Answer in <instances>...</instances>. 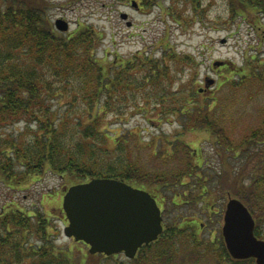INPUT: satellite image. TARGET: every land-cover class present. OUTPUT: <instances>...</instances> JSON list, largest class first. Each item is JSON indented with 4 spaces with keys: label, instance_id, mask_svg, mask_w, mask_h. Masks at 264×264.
I'll use <instances>...</instances> for the list:
<instances>
[{
    "label": "trees",
    "instance_id": "1",
    "mask_svg": "<svg viewBox=\"0 0 264 264\" xmlns=\"http://www.w3.org/2000/svg\"><path fill=\"white\" fill-rule=\"evenodd\" d=\"M136 1L151 7L157 0ZM228 1L231 18L252 21L260 34L256 46L263 50L256 49L250 55L246 52L242 64L218 66L227 75L219 82L216 96L191 88L180 98L181 91L173 87L177 72L174 81L169 79L167 66L153 55L139 51L129 57H100L96 48L105 34L93 24H79L65 32L51 21L49 0H0V130L24 123L23 130L0 132V182L19 186L46 171L67 176L71 184L111 177L145 185L165 204L171 198L162 195L166 186L181 184L184 190L173 194V203L205 202L210 216L212 204L203 199L213 195L208 179L218 176L228 181L232 174L234 184L228 192L248 206L256 218L255 233L264 238V102L257 99L258 103H253L256 96L264 94V0ZM174 52L170 56L177 67L190 62L196 65L192 55ZM195 83L191 87H196ZM238 102L246 112L239 113L241 126L231 120L237 114L231 108ZM252 103L255 110L248 121L245 116ZM130 111L153 112L157 121L171 117L178 122L175 137L165 134L148 143L153 157L166 168L146 167L135 153L142 139L134 131L115 136L114 146H109L114 134L106 127L109 113L118 118L121 115L124 121ZM193 130L209 132L211 153L222 160V167H214L207 153L183 139L182 134ZM240 158L245 162L236 167L234 162ZM228 160L233 161L230 174L222 170ZM248 165L250 171H246ZM213 167L215 173L211 172ZM189 179L192 183L184 184ZM195 187H200L197 194ZM50 217L41 210L29 213L14 202L3 206L0 264H74L68 249L55 244ZM186 219L165 222L158 239L143 245L133 258L96 255L107 260L102 264L199 263L204 259L184 254L181 237L187 231L197 238L200 229L213 220L198 223L194 218ZM217 230L209 246L214 264H257L255 258H233L222 228ZM115 258V263L109 261Z\"/></svg>",
    "mask_w": 264,
    "mask_h": 264
},
{
    "label": "rangeland",
    "instance_id": "2",
    "mask_svg": "<svg viewBox=\"0 0 264 264\" xmlns=\"http://www.w3.org/2000/svg\"><path fill=\"white\" fill-rule=\"evenodd\" d=\"M49 1L52 3L48 11L51 21L55 24L58 18H63L69 24L65 32L75 30L79 24H93L100 31H103L105 35L97 46L98 48H96L98 56L108 55L110 58H114L117 54L118 56L129 57L136 52L144 51L153 55L154 58L159 59L167 66L165 70L169 74V79L173 78L174 81V76L177 72L178 78H175L176 83L173 87L175 90L179 88L181 91L180 98H183L185 93H189L191 88L196 90L201 88L200 92L204 91L205 94L216 96L219 92V82L227 75L224 68L214 67L213 64L216 61L233 62L239 65L245 60L246 52L250 55L257 51L256 49L263 50L256 46L260 34L251 25L252 21L248 19L244 21H241V19L235 20L230 17L231 10L228 0H157L153 6H147L143 9L132 6L131 0ZM123 12L129 14V19L121 17ZM130 20L132 25L128 26L127 21ZM171 51H175L174 53L179 56L192 55L196 59V65L194 66L190 62V64L184 63L177 67L170 56L172 54L170 53ZM163 58H165L166 62L162 60ZM192 71H195V73L193 72L194 78H192ZM137 72L139 71L137 70ZM211 79L214 80V83L207 87L206 80ZM194 81L196 82V87H191L190 84H193ZM257 99L264 102V94L261 93L256 96L253 101L254 104L255 102L258 103ZM253 103L252 105L249 104V111L245 116L248 121L253 119L250 113L255 110V107H252ZM239 106L240 102H238L237 106L231 108L237 113L231 117L234 123L238 121L237 126L242 125L239 113H246ZM130 112L124 117V121L120 119L123 118L120 117L121 115L118 118L114 112L109 113L106 127L114 131V134L109 138V146H114L115 136H128L129 132L134 131L133 133H138L139 138L142 139L138 141L140 145L135 146V153L140 155V159L146 164V167L155 168L158 166L157 169L166 168L163 167L162 162L153 157L148 143L153 138L162 137L165 134L175 137L178 122L171 117H165L157 121L153 112ZM23 126L24 123H18L14 126H7L1 129L0 132L14 133L18 129L23 130ZM182 137L191 147L202 149V152L207 153L210 156L207 159L214 167L215 165L222 167L219 164L222 160L220 161L215 153H211L212 145L209 141L211 138L209 132L193 130L185 132ZM129 138L131 139V137ZM159 146L161 149L170 148L168 145L166 147ZM244 158L237 159L234 165L236 167L242 166L245 162ZM225 164L222 170L224 169L230 174L233 161H225ZM214 167L212 168L214 171H211L213 173L216 171ZM218 170L221 169L219 168ZM246 171H250V167ZM216 177L211 181L210 179L207 181L208 188L213 193L212 198L209 195L208 198H203L204 200L208 199L212 204L211 209L213 212L210 216L206 214L205 202L193 200L192 203H185L182 200H176L178 204L173 203V194L182 193L184 185L166 186V189L163 190L165 193L161 191L163 196L168 195V197H171L168 198L166 204L163 203L165 222L175 221L184 217L194 218L198 223L206 222L209 218L213 220L207 227L200 229L197 238L192 237L191 232L187 231L181 237L184 254L199 256L201 257L200 259H204L199 263L191 262V264H214V253H212L209 246L218 233L216 232L218 231L217 229L219 227L222 228L224 223V212L222 210L224 206L226 207L229 199H240L237 196H231L232 193L228 192V190H232L231 183L234 179L232 174L230 179L228 181L223 180L224 182L219 180L218 176ZM71 183L72 180L67 176H61L52 171L35 175L19 186H9L10 184L0 182V212L3 206L11 202L16 203L21 209H26L32 214L36 210H41L45 212L47 217L51 216V229L55 244L62 249H68L70 254H72L71 257L74 264L107 263V260L100 259L96 255L98 253H90L87 244L76 242L64 233V227L68 221L62 213L63 192L68 186L72 185ZM185 183L191 184L192 181L190 179L185 180ZM138 187L149 189L145 185H139ZM199 188H194L195 194L200 191ZM34 239H37V236H34ZM197 240L199 242H196ZM115 257L119 260L127 259L124 254H116ZM116 258L115 260L109 259V261L115 263ZM183 263H185L184 260L177 264Z\"/></svg>",
    "mask_w": 264,
    "mask_h": 264
},
{
    "label": "water",
    "instance_id": "3",
    "mask_svg": "<svg viewBox=\"0 0 264 264\" xmlns=\"http://www.w3.org/2000/svg\"><path fill=\"white\" fill-rule=\"evenodd\" d=\"M133 5L137 3L133 1ZM121 17L128 19L129 15L123 12ZM55 24L62 31L69 27L63 18ZM223 63L216 61L213 65ZM212 83L213 79L206 80L207 87ZM62 209L68 221L65 235L84 241L92 254L124 252L133 258L140 247L158 239L164 230L162 209L155 196L117 178L95 177L69 186ZM223 220L222 234L231 256L255 258L257 264H264V239L255 233L256 220L248 206L241 199H229Z\"/></svg>",
    "mask_w": 264,
    "mask_h": 264
},
{
    "label": "flooded vegetation",
    "instance_id": "4",
    "mask_svg": "<svg viewBox=\"0 0 264 264\" xmlns=\"http://www.w3.org/2000/svg\"><path fill=\"white\" fill-rule=\"evenodd\" d=\"M137 8H144V6L142 5V4H140V3H138V5H137ZM155 196V195H154ZM156 197V199H157V201H158V203H159V199H158V197L157 196H155ZM160 204V203H159ZM163 204V203H162ZM164 227H165V223H164Z\"/></svg>",
    "mask_w": 264,
    "mask_h": 264
}]
</instances>
